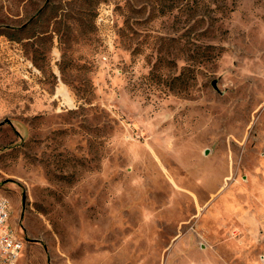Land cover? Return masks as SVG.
Returning a JSON list of instances; mask_svg holds the SVG:
<instances>
[{
    "label": "rangeland",
    "instance_id": "374dc122",
    "mask_svg": "<svg viewBox=\"0 0 264 264\" xmlns=\"http://www.w3.org/2000/svg\"><path fill=\"white\" fill-rule=\"evenodd\" d=\"M191 1L0 0L19 264H264V0Z\"/></svg>",
    "mask_w": 264,
    "mask_h": 264
},
{
    "label": "built area",
    "instance_id": "2783aa9c",
    "mask_svg": "<svg viewBox=\"0 0 264 264\" xmlns=\"http://www.w3.org/2000/svg\"><path fill=\"white\" fill-rule=\"evenodd\" d=\"M11 218L9 201L0 198V264H19L24 249Z\"/></svg>",
    "mask_w": 264,
    "mask_h": 264
},
{
    "label": "trees",
    "instance_id": "16d2710c",
    "mask_svg": "<svg viewBox=\"0 0 264 264\" xmlns=\"http://www.w3.org/2000/svg\"><path fill=\"white\" fill-rule=\"evenodd\" d=\"M172 2H174V1H172ZM170 7L174 8V5H171ZM186 8H187V11L189 12V21H191L192 19H194L195 16H197L196 13H197V10L199 7L197 6L196 3H194V1L187 0ZM200 19L203 21V20H205V17L201 16ZM189 24H190V22H189Z\"/></svg>",
    "mask_w": 264,
    "mask_h": 264
},
{
    "label": "water",
    "instance_id": "95a60500",
    "mask_svg": "<svg viewBox=\"0 0 264 264\" xmlns=\"http://www.w3.org/2000/svg\"><path fill=\"white\" fill-rule=\"evenodd\" d=\"M213 86L216 87L215 83H213Z\"/></svg>",
    "mask_w": 264,
    "mask_h": 264
}]
</instances>
